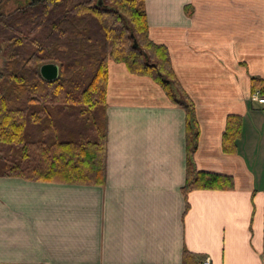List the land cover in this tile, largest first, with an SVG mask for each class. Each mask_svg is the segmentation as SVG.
Instances as JSON below:
<instances>
[{"label": "crops", "instance_id": "0c3cea01", "mask_svg": "<svg viewBox=\"0 0 264 264\" xmlns=\"http://www.w3.org/2000/svg\"><path fill=\"white\" fill-rule=\"evenodd\" d=\"M148 38L166 47L194 104L197 171L231 190L182 193L185 112L146 77L109 63L101 186L0 177V264H264V0H145ZM241 116L235 154L221 136Z\"/></svg>", "mask_w": 264, "mask_h": 264}, {"label": "trees", "instance_id": "16d2710c", "mask_svg": "<svg viewBox=\"0 0 264 264\" xmlns=\"http://www.w3.org/2000/svg\"><path fill=\"white\" fill-rule=\"evenodd\" d=\"M0 55V177L101 186L108 68L115 63L150 79L184 110L182 193L233 189L231 176L196 170L194 104L174 74L166 47L148 38L145 0H24L11 12H0ZM48 64L57 67L52 80L40 73ZM256 92L264 96V80L252 77L250 96ZM241 121V116H227L224 154L236 153ZM195 258L183 254L185 264Z\"/></svg>", "mask_w": 264, "mask_h": 264}, {"label": "rangeland", "instance_id": "374dc122", "mask_svg": "<svg viewBox=\"0 0 264 264\" xmlns=\"http://www.w3.org/2000/svg\"><path fill=\"white\" fill-rule=\"evenodd\" d=\"M24 0H4L3 3L0 5V12L8 13L11 12L18 3L23 2ZM3 59L0 55V68L2 67ZM250 101V99H249ZM254 106L258 107L257 102L253 103Z\"/></svg>", "mask_w": 264, "mask_h": 264}, {"label": "water", "instance_id": "95a60500", "mask_svg": "<svg viewBox=\"0 0 264 264\" xmlns=\"http://www.w3.org/2000/svg\"><path fill=\"white\" fill-rule=\"evenodd\" d=\"M133 47H136V44L134 43ZM40 73L43 78L46 80H52L56 77L57 75V67L54 65H43L40 68Z\"/></svg>", "mask_w": 264, "mask_h": 264}, {"label": "built area", "instance_id": "2783aa9c", "mask_svg": "<svg viewBox=\"0 0 264 264\" xmlns=\"http://www.w3.org/2000/svg\"><path fill=\"white\" fill-rule=\"evenodd\" d=\"M250 100L255 103L257 102L259 105H264V96L260 95L258 92L250 96ZM204 264H209V262L206 261Z\"/></svg>", "mask_w": 264, "mask_h": 264}]
</instances>
